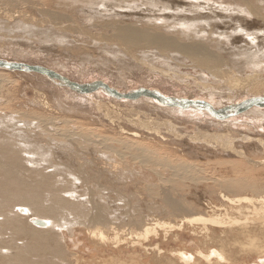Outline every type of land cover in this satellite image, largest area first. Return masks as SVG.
<instances>
[{
    "label": "bare ground",
    "instance_id": "1",
    "mask_svg": "<svg viewBox=\"0 0 264 264\" xmlns=\"http://www.w3.org/2000/svg\"><path fill=\"white\" fill-rule=\"evenodd\" d=\"M129 1L136 6L135 0H0L2 37L11 30L8 22L16 19L22 34H51L74 56L90 47L120 54L119 61H130L129 74L145 64L154 75L192 83L206 95L172 96L141 86L170 96L181 103L177 106L150 95L119 98L100 88L80 94L58 77L0 67V264H264V135L253 131L254 125L253 130L235 125L242 118L259 124L264 100L235 116L212 114L264 98V9L249 0H166L174 4L157 9L158 15H142L148 21L136 16L140 25L129 19L97 21L99 10L85 14L90 5L103 12ZM19 7L31 14L13 11ZM249 16L257 18L256 30H249ZM98 27L101 32L95 31ZM38 67L68 79L55 68ZM15 77L34 78L39 89L60 85L70 95L45 101L48 96L40 99L39 92V99H23L25 89ZM106 85L119 94L137 90ZM74 99L98 108L106 107L105 100L137 111L144 105L177 120L188 114L203 123V131L199 137L187 136L174 123L170 128L128 109L124 122L131 130L120 125L111 135H93L92 127L70 116L85 112L70 102ZM187 100L204 101L212 110L187 105ZM87 146L93 152H78ZM205 146L217 152L211 157L225 159L215 160L214 166L205 163ZM173 150L182 156L200 150L205 161L197 164L164 153ZM132 181L143 190L129 195L124 187ZM201 201L207 202L202 206ZM80 232L92 247L88 259L77 247L69 249L68 242ZM183 236L189 246L181 242ZM165 243L171 245L164 249Z\"/></svg>",
    "mask_w": 264,
    "mask_h": 264
},
{
    "label": "rangeland",
    "instance_id": "2",
    "mask_svg": "<svg viewBox=\"0 0 264 264\" xmlns=\"http://www.w3.org/2000/svg\"><path fill=\"white\" fill-rule=\"evenodd\" d=\"M103 1H106V0H103ZM135 1H136L135 7H133V4L130 1L129 2H123V3H115L114 4L115 8L110 9V11H103V12H102L103 8L101 6L97 7V5H90V6H92L91 7L92 9L89 10V7H90L89 6L87 8L85 14L86 15L93 14L94 13L93 10H99L100 11L99 15L101 16V18H97V21H100V20L101 21L117 20V21L126 22L125 19H129L130 22H134V23L140 25V23L135 22V21H138L137 17L139 19H143L142 17H144V16H142V15H145V14H146L145 15L146 17H148V15H153V14L158 15L160 13L157 12V9L164 8L165 6L171 7V5L174 4L173 2H168L169 0L168 1L161 0L158 2H154V3H150V2H148V0H135ZM249 1L252 5L259 6V7L264 9V0H249ZM236 3H241V2L236 1ZM152 4L156 5L155 8L149 9L148 6H150ZM109 6H111V5H109ZM9 10H12V8H9ZM139 10H142V11L140 12ZM146 10H149V14L146 12ZM13 11H16V12L18 11L21 13L27 12V13H29V15L31 14L30 11H27L24 8H20V7L16 8ZM116 11L118 12L117 13L118 15H113L112 13L116 12ZM11 14H13V13H11ZM110 14H111V16H110ZM124 14H129V16L124 17ZM131 14H132V17H130ZM263 14H264V11H263ZM256 19L257 18H254L253 16H249L248 20L246 19L247 26L250 28L249 30H256L257 29V26L255 24ZM142 21L145 22V21H148V19H143ZM14 22H16V19L13 20V22H8L10 24V29H11L9 31V34L6 35V37L0 36V60H15V61L34 64L36 66L52 67V68H55V70L57 72L63 73L65 76H67V78L69 80L75 81L77 83H91V82H95V81H101V82H105L106 84H109L113 87H116L119 90H126V89L132 88L131 90H129V91H132L134 89L142 88L141 86H144V87L150 86V87H152V89L159 90L166 95H172L173 96L175 94H178V95H181V97L187 96L188 98L197 97L198 95L206 96L205 93L203 91H201V88H198L196 85H194L192 83H189V82L185 83V81L181 82V80L180 81H169L165 77H162L158 74L154 75L153 71L149 70V69H152L151 66H146L145 64L142 66L143 70H134L132 74H129L130 69H129L128 63L130 61L129 62L127 61V64L125 63V61H119L118 55L120 56V54H116V56L114 57V56H111L110 54H106V53L102 52L99 49L95 50L94 48L90 47V48H85V49L77 51L76 52L77 55L74 56V55H72V52L69 53V48L64 47V46H60L57 43L53 42L50 39V37H52L51 34H49V35L48 34H46V35L41 34V35L36 36L32 33H26V35H24V34H22L23 29L17 28L18 25H16V23H14ZM144 22H141V23H144ZM95 31L101 32L100 27L95 29ZM166 32H171V30H168ZM0 34L1 35L4 34L1 27H0ZM5 34H7V33H5ZM99 46L104 47L106 45L99 44ZM263 50H264V47H263ZM17 52H21L23 54H19ZM24 52L31 53L32 55L31 56L30 55L25 56ZM154 67H158V66H153V68ZM182 69H184V68L182 67ZM148 71H151L152 73L149 74ZM114 78L117 80H121V81L125 82V84H122V85L116 84L119 82H117ZM15 79L16 80L19 79L18 80L19 85L22 86V90H23V88L25 89V97H23V99H28V98L32 99V97L34 95H35V97H34L35 99H39L41 97V95L43 97H41L40 99H42V98L46 99V97H44L46 95V96H48V98L45 101H47L53 95L59 94V95H61V97L63 99L68 97V95H70L67 92V90L64 88H61L62 86H60V85L53 87L52 85L44 86L42 84L41 88L39 89L34 78H31V77L30 78L29 77H21V78L17 77L16 78L15 77ZM143 80L145 82H143ZM26 84H28V85H26ZM32 87H38V88L35 89ZM33 89H35V90H33ZM56 90L60 91L61 93L57 92ZM239 91H236V92H239ZM37 92H38V94H37ZM39 92H40V96H38L39 97L38 98L36 96L39 95ZM41 92H42V94H41ZM219 93L221 94L222 91H220ZM224 94L226 95L227 92H224ZM95 99H97V98H95ZM70 102L77 104L78 105L77 107L79 110H81L82 108L85 109V112H72L70 116L75 118V120L79 119L83 122V124L85 123L88 126L92 127L93 128V132H92L93 135H104L106 133H108V135L109 134L111 135V134H113V132L114 133L119 132L118 128L119 129L123 128V127H120V125L121 126L123 125L124 127H127L129 130H131L132 126L128 125L124 122V120L127 118L128 109L129 110L134 109L135 112H139L140 114H145L148 117H151L152 119H154L155 121H158V122H164L165 121L168 123V126L170 128H172V125H173L172 123H174L178 128H180V130L185 131V134L187 136L191 135L192 137L193 136L199 137L200 131H203V128L201 126V125H203V123H199L196 118L191 119L188 114L183 116L182 119L177 120V119H173L170 117L169 118L163 117V116H161L162 111L157 110L155 108H148L144 105H142V108L137 107L138 109H140V111H137V109H135V108L132 109V108H129L127 106H121V107L119 106V108L118 107L116 108V106L112 107L107 103L106 100L103 101V103H105L104 105H106V107L103 106L104 108L103 107L100 108L102 105L98 108L95 104H93L92 102L87 101V100L74 99V100H71ZM107 106L108 107L110 106V107L108 108ZM124 107H126V108H124ZM110 108H113V110ZM121 108H123V109H121ZM109 109L112 111H110L111 114L108 113L109 117H108V119H106L107 113L105 111L109 112ZM118 109H120V110H118ZM113 112H115V113H113ZM122 112H124V114ZM104 113H106V114H104ZM58 117L59 118L62 117V114H60V116L56 115V119H59ZM165 118H168V119H165ZM261 118H262V121L259 124H252L251 119L242 118V119H240L239 122H236L235 125L240 130H243L242 128H249V129L253 130V127L255 126L257 128V130L254 129L253 131L261 132V134L264 135V131L262 132V130H264V128L263 129H261L262 127L260 128V125H264V119H263L264 116H262ZM87 119H90L89 121H91L92 123L89 122ZM116 119H118L119 121ZM115 120L118 122H116ZM111 121H113V122H111ZM108 122H110V123H108ZM246 122H248L249 124H246ZM113 123H115V125ZM116 124H119V125H116ZM262 139L264 140V138H262ZM183 142L187 143L191 147L192 146L193 147H199V144L196 142L193 144L192 143L193 141L184 140ZM88 147L89 146H87L86 148H84L78 152H81V151H83V152H91L92 151L93 152L92 147L91 148L89 147V149H87ZM170 147H172V145H170ZM85 149H87V151H85ZM203 149H205L204 151H207L206 152L207 154L204 152L208 158V159H206V161L202 157L203 155H201V153H202V151L200 152L201 149L200 150H193V151L189 150L188 152H185V154L189 153V154H187L188 157H186L187 155L184 156V153H183V156H184L183 157L181 154L182 152L180 153L179 150H178L179 153H177L176 150H173V152H172L173 154L170 152H164V153L167 155L170 154V156H173V157L177 156L178 158H181V159L186 160V161L195 162V163L198 162L197 164L204 163V161H205V163L209 162L213 166H214V164L217 165L216 162L219 163L225 159L224 156H221L223 158V160L219 158L221 154H218L219 156L216 155V156H218V158L211 157V155L217 153V152L212 151L211 146L209 147V149L206 146L202 147V150ZM246 152H250V151H246ZM204 153H202V154H204ZM34 154H36V152H34ZM190 154H191V156H190ZM196 155H198V156H196ZM258 156H260V154ZM190 158H192V159H190ZM193 159H199L201 162L199 163V160L194 161ZM215 160H216V162H215ZM115 161H118V158L114 157L113 162H115ZM132 182H133V184L131 182H127L128 184L126 185V187H124L122 185L121 186V192L123 193V191H122L123 187L126 188V190H124V188H123V190L129 192V195L136 194L135 191L137 192V190H139V189L143 190L142 188H139L140 187L139 185H137V186L134 185L135 184L134 181H132ZM113 193H115V192H113ZM113 193H110L112 197L114 196ZM111 200L117 201L118 199H111ZM202 202L203 201H201V205L203 206V203L207 202V201H204L203 203ZM122 203H123L122 201L116 202V204H120V205H122ZM211 203H212V200H211ZM215 204H218V201H214V205ZM162 219H167V218L162 217ZM172 221H173V219H172ZM85 236L86 235H84L83 232L77 233V234H75V237H74L75 239L73 238L74 240L72 242H68V244H69V249H73L74 246L77 247L76 249L82 251L83 254L85 253L83 255V257L88 259V257H91V255H89L88 253L91 252L90 250H92V247L89 245L88 241H86ZM189 241L190 240L188 239V237H186V236L181 237V242H183L184 245L187 244L189 246L191 243ZM77 242H79V243L77 244ZM80 242H82V244ZM170 245H171L170 243H165L164 246H162V248L165 249V248H167V246L169 247ZM176 246L181 247V245L179 243H178V245L176 244ZM84 248H87V249H84ZM88 249H90V250H88ZM86 252H88V253H86Z\"/></svg>",
    "mask_w": 264,
    "mask_h": 264
},
{
    "label": "water",
    "instance_id": "3",
    "mask_svg": "<svg viewBox=\"0 0 264 264\" xmlns=\"http://www.w3.org/2000/svg\"><path fill=\"white\" fill-rule=\"evenodd\" d=\"M0 67L3 68H8L10 70H21V71H26V72H39L42 74H46V75H50V76H54V77H58L60 79L63 80L64 84L67 85L68 87H70V89H74V91L80 93V94H84L87 93L89 91H93L96 90L98 88L106 91L107 93H109L112 96H117V97H127V98H134L136 96H154L156 98H158V100L165 102V103H171V104H177L180 105L181 103H176V100H171L169 97L170 96H164L156 91H150V90H145L143 88H139L137 90L132 91L131 93H127V94H119L116 90L111 89L108 85H106L105 83L101 82V81H95V82H91V83H75L72 82L66 78L63 77H59L58 75L47 71L41 67L38 66H30V65H25V64H21V63H9V62H0ZM264 98H259V99H249L246 100L245 102L240 103L239 105L236 106H228L227 108L221 110V111H217L215 113H212L214 118H219V116L217 113L220 112H225L229 114L227 116L231 117V116H235L237 114L242 113L245 109H247L248 107L252 106V104H254L256 101H263ZM176 101V102H175ZM179 101V100H178ZM185 102V101H184ZM192 104L193 106H195L196 108L200 109V110H205V111H209L208 109H211L209 107V104L204 102V101H200V100H187L185 102V104L190 105ZM190 105V106H192ZM213 112V111H211ZM221 114V113H220ZM219 114V115H220Z\"/></svg>",
    "mask_w": 264,
    "mask_h": 264
}]
</instances>
